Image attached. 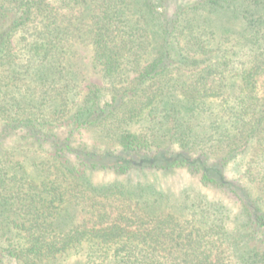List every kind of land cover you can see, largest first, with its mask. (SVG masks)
<instances>
[{"label":"trees","instance_id":"obj_1","mask_svg":"<svg viewBox=\"0 0 264 264\" xmlns=\"http://www.w3.org/2000/svg\"><path fill=\"white\" fill-rule=\"evenodd\" d=\"M0 264H264V0H0Z\"/></svg>","mask_w":264,"mask_h":264},{"label":"rangeland","instance_id":"obj_2","mask_svg":"<svg viewBox=\"0 0 264 264\" xmlns=\"http://www.w3.org/2000/svg\"><path fill=\"white\" fill-rule=\"evenodd\" d=\"M82 56L84 57L83 60L81 61L82 69L89 70V55L86 52H82ZM88 83H94L100 85L102 83V80L98 74L89 73L87 81H85L82 85L83 88ZM173 182L174 185H176V183L178 182V177H175Z\"/></svg>","mask_w":264,"mask_h":264}]
</instances>
